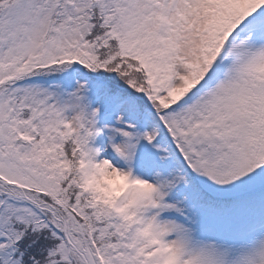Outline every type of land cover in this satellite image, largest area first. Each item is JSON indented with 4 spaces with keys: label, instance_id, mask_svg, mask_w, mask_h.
<instances>
[{
    "label": "snow or ice",
    "instance_id": "6c2138e0",
    "mask_svg": "<svg viewBox=\"0 0 264 264\" xmlns=\"http://www.w3.org/2000/svg\"><path fill=\"white\" fill-rule=\"evenodd\" d=\"M0 264H264V0H0Z\"/></svg>",
    "mask_w": 264,
    "mask_h": 264
}]
</instances>
